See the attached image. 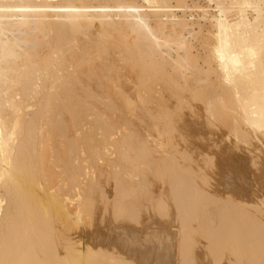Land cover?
<instances>
[{
  "label": "bare ground",
  "instance_id": "obj_1",
  "mask_svg": "<svg viewBox=\"0 0 264 264\" xmlns=\"http://www.w3.org/2000/svg\"><path fill=\"white\" fill-rule=\"evenodd\" d=\"M0 4L108 9L2 22L0 244L40 264H258L264 133L233 38H257L264 0Z\"/></svg>",
  "mask_w": 264,
  "mask_h": 264
},
{
  "label": "snow or ice",
  "instance_id": "obj_2",
  "mask_svg": "<svg viewBox=\"0 0 264 264\" xmlns=\"http://www.w3.org/2000/svg\"><path fill=\"white\" fill-rule=\"evenodd\" d=\"M251 5H244V7H250ZM218 9L222 6L218 5ZM264 8V5H261ZM108 9L91 8L86 5H51V6H5L0 4V30H2V22L5 19L14 20L16 17L6 15L9 13H55L65 14V19L69 23L76 24L82 18V14H87L93 11H107ZM117 12H134L139 11V8L135 5L121 6L114 9ZM264 20V14L261 17ZM235 43L244 48L246 57L241 61L240 71L241 77H247L248 81L254 83L258 87V93L253 96L250 101L252 104H259V127L262 133H264V24L258 30L257 38L253 39L251 36L241 38L239 36L233 38ZM227 37L222 40V44L225 43ZM216 55L220 57L223 62V55L221 49L218 47ZM234 62L236 58H233ZM227 71V69H225ZM22 79V78H21ZM234 79V78H233ZM16 84V79L12 76L11 70V56L6 49L0 48V84L4 87H8L9 81ZM55 87V84H54ZM257 126L253 123V127ZM12 133L8 130V121L3 117H0V159L10 156V148L15 140V128L12 129ZM0 179H3L0 176ZM264 209V204L261 205ZM0 264H40L39 260L22 258L19 252L18 246L13 243L10 237H5L3 243L0 244ZM243 264V262H242ZM247 264H257L255 260H250ZM258 264H264V233H262L261 243V259Z\"/></svg>",
  "mask_w": 264,
  "mask_h": 264
},
{
  "label": "rangeland",
  "instance_id": "obj_3",
  "mask_svg": "<svg viewBox=\"0 0 264 264\" xmlns=\"http://www.w3.org/2000/svg\"><path fill=\"white\" fill-rule=\"evenodd\" d=\"M105 212H106V211H105ZM110 219H111V218H110ZM92 221H94V220H92ZM92 221H91V224H92L93 226H92V225H90L91 227L87 226V227L90 228V229H89V230H91L90 232H93L95 229H97V228L94 226V223H95V225H96V221H95V222H92ZM87 227H86V228H87ZM92 227H95L94 230L92 229ZM89 230H88V228H87V231H88V232H89ZM92 230H93V231H92ZM107 233H108V232H106V234H107ZM106 234H104V235H106ZM104 244H105V243H104ZM149 264H150V263H149Z\"/></svg>",
  "mask_w": 264,
  "mask_h": 264
}]
</instances>
